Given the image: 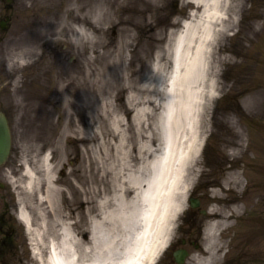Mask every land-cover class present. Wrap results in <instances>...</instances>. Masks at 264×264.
<instances>
[{"label": "rangeland", "instance_id": "obj_1", "mask_svg": "<svg viewBox=\"0 0 264 264\" xmlns=\"http://www.w3.org/2000/svg\"><path fill=\"white\" fill-rule=\"evenodd\" d=\"M75 2L15 0L8 5L0 0V21L10 17L7 29L0 28V111L10 120L13 138L11 156L0 166V186L4 185L0 187V218L12 217L9 206L28 209L34 233L28 234L29 245L23 237L20 251L27 264H36L32 240L47 255L50 246L59 247L62 227L88 237L90 217L98 215V204L114 195L121 160L128 151L135 156L134 147L155 127L156 114L146 111L141 117L145 123H139L136 130L129 93L142 86L150 75L155 55L169 40V33L176 31L182 18H188L191 10L197 8L189 0H159L158 4L147 0L151 6L148 23L138 21V27L127 32L122 25L106 22L105 30L88 42L77 41L71 31L76 26L72 21L75 6L81 7L87 0ZM233 2L240 3V7L232 17L228 16L230 26L218 36L215 45L217 89L222 96L211 101L204 114L207 130L199 157L198 185L190 194L200 201V206L191 208L189 200L188 211L173 224L172 246L158 264H179L174 257L178 249L190 253L183 264L196 263L198 257L194 255H201L208 241L211 179L218 184L220 168L227 167L240 172L242 195L253 197L258 205L252 208L248 203L243 208L240 224L230 230L231 236L239 237L231 248H226L222 262L264 264V135L256 127L264 105V75L258 78L257 74L258 66L264 72V40L252 36L248 28L252 25L264 33V0ZM124 14L120 8L115 17ZM234 16L239 19L234 20ZM55 23L68 31L60 33ZM231 31L235 36L222 48ZM13 52H23L32 63L9 71L8 58ZM17 76L21 80L13 92L12 82ZM17 98L22 101L17 103ZM214 129L224 132L222 139L211 135ZM241 129L245 132L242 145L247 140L257 143L255 152L246 156H242L245 146L230 144L233 133L239 134ZM49 149V176L56 180V192L51 195L48 185L25 187L28 183L24 177L28 168L41 180L48 177L43 156ZM25 157L28 168L20 163ZM232 197L236 198V192ZM114 220L120 245L126 233L121 220L116 216Z\"/></svg>", "mask_w": 264, "mask_h": 264}, {"label": "bare ground", "instance_id": "obj_2", "mask_svg": "<svg viewBox=\"0 0 264 264\" xmlns=\"http://www.w3.org/2000/svg\"><path fill=\"white\" fill-rule=\"evenodd\" d=\"M71 1L72 4H76V0ZM153 2L158 4L159 0H153ZM189 2L197 7L191 13L189 20H185L191 24V28L185 30L184 21L179 33L175 31L169 33V40L155 55L149 71L150 75L146 76L142 86L132 89L129 93L128 102L133 110L132 118L136 124V130L139 129V123H145L141 117H144L146 111L156 114L154 130L147 131L144 139L138 143L137 147H134L135 156L132 155V151H128L121 160L114 195L109 199L107 198V201H101L98 204V215L90 217L89 237L85 233L78 235L68 228H63L59 247L50 246L52 250L48 254V259H45L41 249L32 240L33 254L37 264H54L56 260L66 264L69 258L68 250L71 248H74L75 251L71 250L70 252L78 258L76 264H82L84 249L92 248L93 253L90 255L96 254L98 250L96 241L101 233L107 235L109 240H116L115 246H118L115 216L121 220V226L124 228L126 236L134 237L127 243L132 249L131 258L136 260L137 264H157L159 258L172 242L174 231L171 226L177 218L188 211L190 194L192 189L198 185L199 155L204 133L207 130L203 121L204 114L208 103L219 96L215 45L218 36L230 26V23L223 19L221 13L232 17L233 13H236L240 7V3L235 4L233 0L231 4H227L223 0H189ZM78 7L75 6L77 9L76 16L72 19L73 22H76V26L71 28L77 37V41H93L105 30L103 23L106 22L113 26L122 25L125 31L131 32V28L138 27V21L148 23L151 16V6L147 0H87L85 4ZM120 8H123L126 14L116 18L115 12ZM82 10L85 12L82 13ZM54 26L60 28V33L68 31L60 23H55ZM77 27H82L85 30L83 35L76 31ZM205 27L211 36L210 39H204ZM248 28L252 31V36L257 37L259 41L264 40V33L256 31L252 25ZM217 29L223 30L217 31ZM88 33H91V36ZM182 33H184L183 42L179 40ZM157 64L160 65L159 69ZM259 68L260 66L257 69L258 78H263L264 72L262 70L260 72ZM173 79L175 86L171 83ZM170 88H174V96L169 93L168 89ZM261 90L264 92L263 89ZM213 91L218 93V96H211L210 93ZM172 98L179 100L180 103L176 106L178 111L172 116L169 123L166 118L162 119V113L165 111L163 103ZM157 101L160 103L158 104ZM217 122L215 123L216 126L218 125ZM190 123L191 127L188 126ZM119 125L120 121H117L116 127ZM246 128L249 130V127ZM219 129H214L213 135L222 139L224 132H217ZM117 132L120 134L119 131ZM262 134L264 135V126L262 127ZM193 137H195L194 143ZM244 137L245 132L241 129L239 134L233 133L232 140L234 139V141L230 143L234 146L240 145L241 148L245 146V150H242V156H246L249 152H255L257 146L256 142H252L253 140H247L246 144L242 145L241 142L244 141ZM236 158L239 156L236 155ZM157 162L156 168L141 171L142 166ZM49 164H51V160ZM43 168L47 170L48 174L45 180L39 179L36 172L32 170L33 176L25 175L28 169L24 171V177L26 183H30L31 186L44 187L48 185L47 192L51 195L56 192V180L49 176L52 174L51 168L46 169L44 166ZM219 171L218 184L217 181H212L213 188L209 198V207L211 205L217 206L214 212L209 213L211 220L207 229L206 238L208 241L205 246H210L207 251H205L204 246L201 255H194L198 257L195 264L202 257L213 253V264H223V251L226 248H231L239 237L238 234L231 236L230 230L240 224L243 208L248 203L252 208H256L258 205L257 203L254 204L253 197L248 199L242 195V176L239 171L230 169V167L220 168ZM144 181L148 182L145 183ZM233 192H236L234 199L232 197ZM137 193L140 194L139 199L141 201L147 198L148 202L143 205V208L150 215L152 209L155 208V214L151 215V219H141L138 226L136 219L128 215L129 209L127 207ZM169 203H180L184 209L182 213L176 215L175 219L171 218L173 213L171 207L167 213L164 211L165 206ZM109 204L113 207L110 208ZM21 207L29 215V222L25 225L28 232L33 235L31 215L25 206ZM213 221L220 222L216 225L218 236L210 234L208 231L211 229ZM233 221H236V224H233ZM226 224L227 227H225ZM170 228L171 230H169ZM141 236L142 239H140ZM65 240L66 244L62 243ZM212 240H216L217 243L211 244Z\"/></svg>", "mask_w": 264, "mask_h": 264}, {"label": "clouds", "instance_id": "obj_3", "mask_svg": "<svg viewBox=\"0 0 264 264\" xmlns=\"http://www.w3.org/2000/svg\"><path fill=\"white\" fill-rule=\"evenodd\" d=\"M223 2H226L227 4H231L232 0H223ZM29 7H31V3L29 2L28 4ZM249 7H251V5H249ZM195 15V14H193ZM221 15L223 16V19H227V15H224L223 13H221ZM234 20H238L239 17L238 16H234L233 17ZM175 22V21H174ZM191 28V24L187 21H185L184 23V29L187 30ZM223 29H217V31H221ZM76 31L80 32L82 35L84 34L85 30L82 27H77ZM232 33H229V35H231ZM89 36H91V33H88ZM211 36L208 33V29L207 27H205V36L204 39H210ZM75 40V38H73ZM179 40L181 42H183L184 40V33H182L179 37ZM30 63H32L31 60L24 58L23 52L20 53H16L13 52V54L8 58V70L12 71V69L15 66H19L20 68L26 67L28 66ZM160 65L157 64V68L159 69ZM21 77L17 76L16 80H14L13 83V92L15 91V88L19 86ZM171 83L173 84V86H175V80L173 79L171 81ZM213 84H215V81H213ZM169 93H172L173 96L175 95L174 92V88H170L168 89ZM211 96H218V93H216L215 91L210 93ZM22 101V98H17L16 102L20 103ZM157 103L159 104L160 101H157ZM180 103L179 100L172 98V99H168L167 101H165L163 103V108L165 109V111L162 113V119H165L170 123L172 116L178 111L177 109V105ZM189 127H191V123L188 125ZM195 142V137H193V143ZM198 154V151H197ZM186 155V153H185ZM52 158V149H49L43 156V166L46 169H50L51 165L49 164V161ZM166 162V161H165ZM21 164H23L25 166V168H28V160L25 157L24 159H22L20 161ZM158 166V162L157 163H152L150 165H145L142 166L141 171H145L146 169L149 168H156ZM25 175L27 176H33V172L31 171L30 168H28V171L25 173ZM145 183H147L148 181H144ZM25 187L27 188H31V184H27ZM185 191H187V188H185ZM140 194L137 193V195L135 197L132 198V200L128 203L127 207L129 209L128 211V215L132 218L136 219V223L137 226L139 225V222L141 219L143 220H149L151 219V215L155 214V208L152 209L151 211V215L144 210L143 205L146 204L147 198H145L143 201H141L139 199ZM169 207H171L173 209V213H172V219L176 218V215L179 213L183 212V207H181L180 203H169L168 205L165 206L164 211L165 213L168 212ZM235 207V206H234ZM243 207V206H241ZM217 206L216 205H211L208 209L209 213H212L216 210ZM18 219L21 220L22 222H24L25 224H28L29 222V215L27 212H25L24 208L21 207L19 215H18ZM97 223L98 222H95ZM220 223L219 221H213L212 222V227L210 230H208L210 232V234H215V235H219V233L216 231V225ZM233 224L235 223V221L232 222ZM228 225L226 224L225 227H227ZM171 227H174V225H172ZM171 230V228L169 229ZM143 237L141 236L140 239H142ZM116 239H120V237H117ZM134 239V237L132 236H126L124 237V242H122L120 245L115 246L116 245V240H109L108 236L105 235L104 233L100 234L99 239L96 241V244L98 246V250L96 252V254L94 255H90V253H93V249L92 248H87L84 249L82 255L84 257V260L82 261V264H137V261L132 259V249L131 247L128 245L127 241ZM62 243L66 244V240L62 241ZM211 244H216L217 241L216 240H212L210 242ZM115 246V247H114ZM166 246V245H165ZM210 245H206L205 246V251L208 250V247ZM123 249V250H122ZM195 255L199 256V253H196ZM214 255V253L212 254ZM212 255L206 256V257H202L200 261L197 262V264H213L212 262ZM68 259L66 261V264H76V260L78 259L76 256H74L70 251L68 253ZM54 264H65V262H62L60 260H56L54 262Z\"/></svg>", "mask_w": 264, "mask_h": 264}, {"label": "flooded vegetation", "instance_id": "obj_4", "mask_svg": "<svg viewBox=\"0 0 264 264\" xmlns=\"http://www.w3.org/2000/svg\"><path fill=\"white\" fill-rule=\"evenodd\" d=\"M22 229L15 223L12 217L2 215L0 218V264H27L25 258L20 255ZM32 264V263H31Z\"/></svg>", "mask_w": 264, "mask_h": 264}, {"label": "water", "instance_id": "obj_5", "mask_svg": "<svg viewBox=\"0 0 264 264\" xmlns=\"http://www.w3.org/2000/svg\"><path fill=\"white\" fill-rule=\"evenodd\" d=\"M12 2L13 0H6ZM12 147V138L8 121L3 114H0V165L4 164L10 154ZM192 206H198V202L192 203ZM188 252L185 250L177 251L175 257L178 263H183Z\"/></svg>", "mask_w": 264, "mask_h": 264}]
</instances>
